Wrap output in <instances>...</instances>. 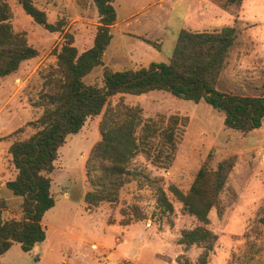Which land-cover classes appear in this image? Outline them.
I'll list each match as a JSON object with an SVG mask.
<instances>
[{
	"label": "rangeland",
	"instance_id": "1",
	"mask_svg": "<svg viewBox=\"0 0 264 264\" xmlns=\"http://www.w3.org/2000/svg\"><path fill=\"white\" fill-rule=\"evenodd\" d=\"M7 1L13 11L14 29L26 33L38 55L22 62L15 73L0 77V220L21 217L22 198L5 185L17 172L8 148L15 138L35 131L31 122L39 118L42 109L32 106L28 98L40 88V71L56 64V50L65 32L73 34L74 45L83 51L92 46L100 24L93 0H33L46 12L49 22H65L64 31L58 32L36 23L18 0ZM227 1L115 0L117 21L111 28L112 40L103 63L85 77V83L102 86L105 68L119 71L151 62L168 63L183 28L213 31L236 25L238 40L218 87L264 95V0H243L241 6L224 8ZM120 97L113 96L111 105ZM125 101L141 106L144 118L158 114L188 117L169 163L154 165L143 153L135 159L145 172L161 179L174 212L167 216L154 212L151 188L136 181L124 186L117 203L87 204L85 194L91 187L86 161L101 138L100 114L88 118L78 133L68 135L59 150L50 174L55 206L42 220L46 239L30 253L14 242L0 256V264H32L34 256L39 257L36 264H179L177 256L182 253L196 261L200 248L184 252L178 244L182 229L191 228L193 221L169 186L186 192L208 157L212 167L225 158L235 163L219 207L209 213V228L218 240L208 264H264V119L260 128L244 133L227 128L224 114L205 101L196 103L168 91L126 94ZM19 128L22 131L14 136ZM135 206L144 214L143 220L133 219ZM124 219L132 221L123 224Z\"/></svg>",
	"mask_w": 264,
	"mask_h": 264
},
{
	"label": "trees",
	"instance_id": "2",
	"mask_svg": "<svg viewBox=\"0 0 264 264\" xmlns=\"http://www.w3.org/2000/svg\"><path fill=\"white\" fill-rule=\"evenodd\" d=\"M18 2L25 13L46 30L64 31L65 22L62 19L49 22L46 12L33 0ZM93 2L100 24L92 46L79 51L73 34L64 33V41L56 50V64L40 71V88L28 98L32 106L42 109L39 118L31 122L35 131L28 137L15 138L8 148L17 172L5 185L22 198L21 217L0 220V256L14 242L30 253L46 239L42 220L55 206L50 174L55 169L59 150L68 135L78 133L88 118L100 114H103L99 122L101 138L86 161V176L91 187L85 194L87 204L93 207L104 202L117 203L124 186L136 181L151 188L155 197L154 212L161 216L174 212L161 179L145 172L136 165L135 159L143 153L154 165L169 163L177 151L188 117L158 114L156 118H144L143 108L127 103L126 94L142 95L157 90L196 103L205 101L224 114L227 128L244 133L263 124L264 95L239 94L218 87L238 40L236 25L213 31L183 28L168 63L151 62L137 69L119 71L105 68L102 86L86 84L85 77L103 63L112 40L111 28L117 21L115 0ZM242 3L243 0H228L224 8ZM12 17L10 3L0 0V77L15 73L22 62L38 55L26 33L14 29ZM119 94L120 99L111 105V98ZM21 131L19 128L13 135ZM210 161L208 157L202 163L186 192L175 185L169 186V191L183 204L184 213L193 221L191 228L182 229L178 244L184 252L192 247L201 249L194 262L184 253L177 256L179 264H208L218 240L217 234L209 228V213L219 207L220 195L235 163L234 159L225 158L212 167ZM133 210V219L145 218L137 206ZM33 260L32 264H36L39 257L34 256Z\"/></svg>",
	"mask_w": 264,
	"mask_h": 264
},
{
	"label": "crops",
	"instance_id": "3",
	"mask_svg": "<svg viewBox=\"0 0 264 264\" xmlns=\"http://www.w3.org/2000/svg\"><path fill=\"white\" fill-rule=\"evenodd\" d=\"M243 3H244V2H243ZM114 25H115V24H114ZM114 25H113L112 27H114ZM36 246H37V247H39V244H38V245H36ZM36 246H35V247H36ZM35 247H34V248H35ZM32 251H33V250H32Z\"/></svg>",
	"mask_w": 264,
	"mask_h": 264
}]
</instances>
